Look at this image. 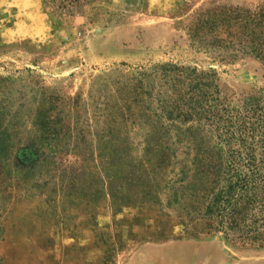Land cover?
Here are the masks:
<instances>
[{"label":"trees","instance_id":"obj_1","mask_svg":"<svg viewBox=\"0 0 264 264\" xmlns=\"http://www.w3.org/2000/svg\"><path fill=\"white\" fill-rule=\"evenodd\" d=\"M79 3L51 0L50 8L72 16ZM183 31L189 48L211 64L254 59L264 65V4L207 0ZM128 68L100 76L99 90L115 87L127 110L100 130L66 126L61 102L45 94L33 105L34 131L18 148L21 135L1 122L8 109L0 100V243L12 180L49 207L53 220L67 222L69 209L107 198L114 211L140 206L188 223L210 220L226 240H264L263 96L231 103L212 66L166 61ZM129 119L145 128L142 147L121 125ZM179 145L187 148L182 157Z\"/></svg>","mask_w":264,"mask_h":264},{"label":"rangeland","instance_id":"obj_2","mask_svg":"<svg viewBox=\"0 0 264 264\" xmlns=\"http://www.w3.org/2000/svg\"><path fill=\"white\" fill-rule=\"evenodd\" d=\"M79 1L68 16L54 13L51 0H0V100L8 109L1 122L21 135L18 148L33 133L32 109L45 94L61 102L63 124L84 131L106 128L117 113H126L115 87L98 88L100 76L113 68L126 74L129 66L166 61L212 66L231 103L249 95L264 98L259 61L211 64L187 45L183 27L207 0ZM139 123L129 119L121 125L140 143L145 128ZM186 150L179 145V157ZM17 184L11 181L2 206L3 264H264V240H226L210 220L188 223L174 213L140 206L114 211L105 198L81 202L62 222Z\"/></svg>","mask_w":264,"mask_h":264}]
</instances>
